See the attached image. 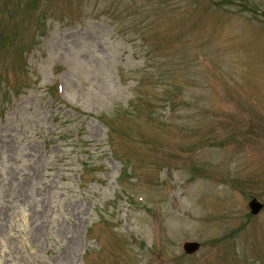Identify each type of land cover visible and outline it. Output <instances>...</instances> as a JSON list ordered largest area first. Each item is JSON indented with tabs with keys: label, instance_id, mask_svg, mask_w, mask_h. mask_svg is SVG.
I'll return each instance as SVG.
<instances>
[{
	"label": "rangeland",
	"instance_id": "obj_1",
	"mask_svg": "<svg viewBox=\"0 0 264 264\" xmlns=\"http://www.w3.org/2000/svg\"><path fill=\"white\" fill-rule=\"evenodd\" d=\"M253 197L264 0H0V264H264Z\"/></svg>",
	"mask_w": 264,
	"mask_h": 264
},
{
	"label": "water",
	"instance_id": "obj_2",
	"mask_svg": "<svg viewBox=\"0 0 264 264\" xmlns=\"http://www.w3.org/2000/svg\"><path fill=\"white\" fill-rule=\"evenodd\" d=\"M251 206H252L253 212H257L261 208V204L255 200L251 202ZM184 247L186 248L188 252H193L198 249L199 243L195 241H189L185 243Z\"/></svg>",
	"mask_w": 264,
	"mask_h": 264
}]
</instances>
